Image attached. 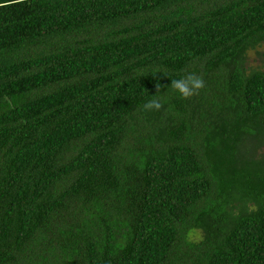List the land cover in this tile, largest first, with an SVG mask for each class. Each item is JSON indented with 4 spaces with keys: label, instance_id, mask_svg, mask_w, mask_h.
Listing matches in <instances>:
<instances>
[{
    "label": "trees",
    "instance_id": "trees-1",
    "mask_svg": "<svg viewBox=\"0 0 264 264\" xmlns=\"http://www.w3.org/2000/svg\"><path fill=\"white\" fill-rule=\"evenodd\" d=\"M262 44L264 0H0V264H264Z\"/></svg>",
    "mask_w": 264,
    "mask_h": 264
},
{
    "label": "clouds",
    "instance_id": "clouds-1",
    "mask_svg": "<svg viewBox=\"0 0 264 264\" xmlns=\"http://www.w3.org/2000/svg\"><path fill=\"white\" fill-rule=\"evenodd\" d=\"M171 87L184 97L191 96L194 91L204 87V80L195 74H191L185 78L171 80ZM162 107L158 99L150 100L145 108L148 110L160 109Z\"/></svg>",
    "mask_w": 264,
    "mask_h": 264
},
{
    "label": "rangeland",
    "instance_id": "rangeland-1",
    "mask_svg": "<svg viewBox=\"0 0 264 264\" xmlns=\"http://www.w3.org/2000/svg\"><path fill=\"white\" fill-rule=\"evenodd\" d=\"M249 67L264 69V44L249 53Z\"/></svg>",
    "mask_w": 264,
    "mask_h": 264
}]
</instances>
